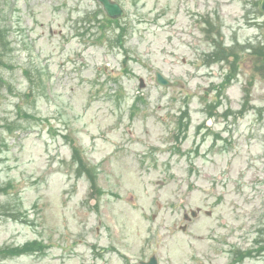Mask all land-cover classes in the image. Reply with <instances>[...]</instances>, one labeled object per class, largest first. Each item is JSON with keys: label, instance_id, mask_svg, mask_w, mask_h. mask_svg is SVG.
Here are the masks:
<instances>
[{"label": "rangeland", "instance_id": "rangeland-1", "mask_svg": "<svg viewBox=\"0 0 264 264\" xmlns=\"http://www.w3.org/2000/svg\"><path fill=\"white\" fill-rule=\"evenodd\" d=\"M117 1L0 0V264H264L261 0Z\"/></svg>", "mask_w": 264, "mask_h": 264}, {"label": "trees", "instance_id": "trees-1", "mask_svg": "<svg viewBox=\"0 0 264 264\" xmlns=\"http://www.w3.org/2000/svg\"><path fill=\"white\" fill-rule=\"evenodd\" d=\"M100 15L101 19L98 21L91 19V12H87V19L85 20V24L83 27L85 28V33L89 34L93 38L97 39L99 42L103 43L104 41L108 40L109 42L112 41L113 37H116V40H121V33H120V19H113L108 17L103 11L100 10L93 13L94 15ZM127 29V27H126ZM124 33H122L123 35ZM126 36V33L124 34ZM19 250L22 247H18ZM5 252L4 250L0 249V253Z\"/></svg>", "mask_w": 264, "mask_h": 264}, {"label": "water", "instance_id": "water-1", "mask_svg": "<svg viewBox=\"0 0 264 264\" xmlns=\"http://www.w3.org/2000/svg\"><path fill=\"white\" fill-rule=\"evenodd\" d=\"M99 1L103 4L105 11L110 17L117 18L125 14L124 9L122 8L119 2L115 0H99ZM262 8L264 10V0H262ZM156 75H157L156 81L162 85H171V86L174 85L175 86V85H179L182 83L181 81H178V80L171 81L159 71H157ZM193 214L195 215L196 213L193 212ZM143 264H159V263H158L157 257L153 256L149 261L147 262L144 261Z\"/></svg>", "mask_w": 264, "mask_h": 264}]
</instances>
